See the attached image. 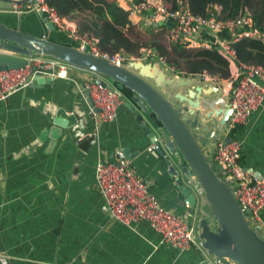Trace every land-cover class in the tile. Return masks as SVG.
<instances>
[{"label": "crops", "instance_id": "obj_1", "mask_svg": "<svg viewBox=\"0 0 264 264\" xmlns=\"http://www.w3.org/2000/svg\"><path fill=\"white\" fill-rule=\"evenodd\" d=\"M7 1L0 0V10L7 8ZM31 13L37 11L20 15ZM37 17L47 31L46 20ZM131 22L145 32L163 29L161 20L150 26L134 16ZM36 23L31 18L28 26ZM50 35L69 37L57 29ZM194 37L197 46L180 45L208 47L203 45L214 38L205 31ZM161 67L165 69L164 64ZM97 75L100 73L71 65L67 77L35 80L0 101V252L5 254L0 256V264H199L210 260L198 237L180 252L161 243L160 234L147 221L128 226L110 215L96 185L95 164L100 158H114L117 148L128 147L132 165L160 202L189 217L188 204L175 179L166 175V158L172 157L155 150V140L149 135L155 126L132 95L121 89L124 99L116 117L95 121L82 85ZM195 78L196 85L209 91L208 81ZM213 90L200 96H218ZM59 117L67 118L68 123L61 125ZM233 130L232 137L242 141L239 162L261 176L264 106ZM262 212L264 218V208Z\"/></svg>", "mask_w": 264, "mask_h": 264}, {"label": "built area", "instance_id": "obj_2", "mask_svg": "<svg viewBox=\"0 0 264 264\" xmlns=\"http://www.w3.org/2000/svg\"><path fill=\"white\" fill-rule=\"evenodd\" d=\"M127 11L130 18H143L144 22L168 21L160 25L169 41L197 46L194 35L205 31L214 38L203 46L212 47L216 44L218 51L227 59L229 75L220 77L218 74L203 68L196 73L177 70L164 55L151 47H141L140 55H126L122 51L107 52L99 48L97 38L79 31L76 22L60 15L56 8L45 0H9L12 12L17 14L28 11H41L54 25V29L64 31L77 42V47L100 55L112 63L126 64L130 59L152 61L156 56L164 64L165 69L175 75L199 76L209 82L210 90L219 84L221 95L231 107L226 120L224 135L219 137L212 154L217 166H221L222 177H232V191L240 202L242 209H248L247 219L251 225H264V175L257 176L239 162L242 141L232 137L226 140L236 125L244 124L251 113L264 106V66L260 63L245 62L236 59L231 45L240 36L261 37L264 33L255 25L252 11L248 8L233 17H220L221 5L213 3L207 14L194 13L187 0H177L172 7L164 0H115ZM157 23V24H158ZM51 29L50 25H46ZM226 31V35L221 34ZM24 64L0 69V101L11 93L20 90L33 81L36 76L67 77L69 64L55 57L41 54L24 56ZM102 74L91 81H85L82 90L87 92L92 105L90 111L97 123L111 121L117 115L124 95L120 86L112 83ZM218 90V89H217ZM93 107H98L93 111ZM153 144L149 146L151 149ZM96 185L104 198L110 215L131 226L132 223L145 220L160 234V242L175 246L180 252L196 242L195 226L189 217L180 214L170 207L164 206L159 198L150 190L147 181L138 174L122 148L115 150L112 159L100 158L95 164ZM0 256L5 254L0 252ZM56 264V263H54ZM199 264H203L202 261Z\"/></svg>", "mask_w": 264, "mask_h": 264}, {"label": "water", "instance_id": "obj_3", "mask_svg": "<svg viewBox=\"0 0 264 264\" xmlns=\"http://www.w3.org/2000/svg\"><path fill=\"white\" fill-rule=\"evenodd\" d=\"M37 14L42 15L51 29L44 30ZM31 18L37 22L33 27L28 26ZM51 31L54 25L41 11L24 16L1 11L0 69L23 65L26 55H48L94 70L129 88L132 99L155 126L153 131L149 130L155 150L172 157L166 158L169 165L166 175L175 179L183 201L188 204L189 219L200 244L210 257L202 263L264 264V229L250 224L248 209H242L232 191L233 178L222 177V167L212 157L231 112L227 102L222 103L221 95L211 99L200 96L212 90L208 87L205 92L195 84V76L167 72L158 62L130 59L118 65L79 49L70 37L53 38ZM50 78L53 77L43 75L35 80L43 82ZM184 87L188 89L184 91ZM213 89L217 91L218 87ZM97 110L98 107H93V111ZM59 119L61 125L68 123L67 118ZM225 138L230 140L232 136L228 134ZM122 149L128 158L132 157L128 147Z\"/></svg>", "mask_w": 264, "mask_h": 264}, {"label": "trees", "instance_id": "obj_4", "mask_svg": "<svg viewBox=\"0 0 264 264\" xmlns=\"http://www.w3.org/2000/svg\"><path fill=\"white\" fill-rule=\"evenodd\" d=\"M56 8L57 12L76 22L81 32L97 38L100 49L107 52L122 51L126 55H140L142 44L146 43L133 34L138 29L131 22L127 11L115 0H45ZM172 7L177 0H164ZM188 6L194 13L207 14L213 3L221 5L218 13L220 17H233L248 8L252 11L255 25L264 33V12L257 11L258 0H187ZM169 20L161 25H167ZM150 26L152 24L148 23ZM150 38L147 47H151L164 55L169 63H173L177 70L186 73H196L206 68L220 77L229 75L227 59L218 51L216 44L209 47L187 48L180 43L161 40L155 30L148 29ZM236 59L245 62L260 63L264 66V35L261 37L240 36L231 42ZM131 94L129 88L120 86ZM234 135L232 129L229 133Z\"/></svg>", "mask_w": 264, "mask_h": 264}, {"label": "rangeland", "instance_id": "obj_5", "mask_svg": "<svg viewBox=\"0 0 264 264\" xmlns=\"http://www.w3.org/2000/svg\"><path fill=\"white\" fill-rule=\"evenodd\" d=\"M9 9L10 8H5L4 10H0V12L2 11V12H10L9 11ZM255 9L257 10V11H260V12H264V0H258V3H257V5L255 6ZM158 33H159V35H160V31H161V40L162 41H164V42H168L169 40H167L166 39V36L164 35V30L163 29H157L156 30ZM133 34L134 35H137L138 37H139V39L140 40H142L143 42H146V43H144V44H142L143 45V47H147L146 45H147V41L149 40V38H150V33L149 32H145V30L144 29H142V30H138V29H133ZM15 55H18V54H16V53H14ZM45 57H52V56H48V55H44ZM151 60L152 61H157L161 66H162V63L158 60V58L156 57V56H153L152 58H151ZM74 66V65H73ZM220 91H221V86H220V84H219V88H218V90L217 91H213V95L214 94H216V95H221V93H220ZM225 127H226V124H225ZM224 127V128H225ZM195 237H196V239L197 240H199L197 237V233H196V231H195Z\"/></svg>", "mask_w": 264, "mask_h": 264}, {"label": "bare ground", "instance_id": "obj_6", "mask_svg": "<svg viewBox=\"0 0 264 264\" xmlns=\"http://www.w3.org/2000/svg\"><path fill=\"white\" fill-rule=\"evenodd\" d=\"M221 97H222V98H221L222 103H224V101H225V100H224V95H221Z\"/></svg>", "mask_w": 264, "mask_h": 264}]
</instances>
